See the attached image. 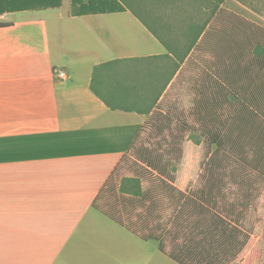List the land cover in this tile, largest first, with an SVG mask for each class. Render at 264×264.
<instances>
[{"label":"crops","instance_id":"1","mask_svg":"<svg viewBox=\"0 0 264 264\" xmlns=\"http://www.w3.org/2000/svg\"><path fill=\"white\" fill-rule=\"evenodd\" d=\"M25 7L0 0V264H126L128 241L152 242L92 203L177 60L164 43L184 49L221 10L264 28V0H61L53 8ZM55 69L66 78H54ZM154 245L169 263L152 262L141 248H131L129 259L178 264Z\"/></svg>","mask_w":264,"mask_h":264},{"label":"trees","instance_id":"2","mask_svg":"<svg viewBox=\"0 0 264 264\" xmlns=\"http://www.w3.org/2000/svg\"><path fill=\"white\" fill-rule=\"evenodd\" d=\"M12 1L16 6L24 2L30 9L58 7L61 2ZM189 38V45L182 50L164 43L177 60H173V68L153 105L144 112L148 116L140 133L99 191L92 208L144 242L156 244L161 253L178 264H226L228 258L233 261L238 257L249 237L234 225L243 218L238 205L219 203L225 179L249 191L258 183L264 187V166L247 160L243 150L238 157H233L223 146L224 135L232 123L264 124V28L221 10ZM189 54L187 63L193 62L196 69L199 62H204L191 87L194 99L189 114L194 123L191 126L187 121H176L173 126L174 118L164 112L162 103L157 104V101ZM95 75L94 70V78ZM91 88L100 96L93 82ZM145 130L162 136L163 140L148 147L137 146ZM188 138L197 145L204 142L207 148L201 164L207 185L189 194L174 186L175 163L180 161L181 145ZM131 151L136 157V168L129 176L119 177L120 166ZM229 167L231 171L226 172ZM252 175L254 179L250 178ZM146 202L149 209L170 211L165 223L168 229L182 227L184 233L173 235L176 239L182 237L180 245L171 252L166 251L164 245L169 231L161 225L149 229L145 222L149 213L146 216L137 213L132 220L136 207ZM208 216L209 219L205 218Z\"/></svg>","mask_w":264,"mask_h":264},{"label":"rangeland","instance_id":"3","mask_svg":"<svg viewBox=\"0 0 264 264\" xmlns=\"http://www.w3.org/2000/svg\"><path fill=\"white\" fill-rule=\"evenodd\" d=\"M65 1L63 0V3ZM240 11L242 10L240 9ZM204 59L206 58L204 57ZM201 66H204V62H199L198 69L194 67L193 62L186 63L180 76L161 102L164 112H168L174 118L173 126H175L176 121H187L191 126L194 123L193 118L189 114L194 99V93L191 87L196 74L200 73ZM162 140V136L153 135L148 130H145L137 146L145 144L148 147ZM223 146L224 150L233 157H238L237 154L243 150L247 160L258 162L264 166V124L262 122L232 123L224 135ZM181 147V159L175 163L177 172L175 174L174 184L177 189H182L184 193L197 192L207 185L206 175L201 167L207 150L206 145L204 142L197 145L188 138L182 143ZM135 159L134 152H129L127 158L120 166L119 177L132 174V171L136 168ZM231 168L229 167L226 172L231 171ZM250 178L254 179V175L250 176ZM224 184L225 186L221 188L222 190L220 192V196L223 198L219 199V203L220 201H224L228 204L238 205V210L243 213L241 223H235L234 219H231V221L235 223V227H238L244 235H248L249 237L246 246L238 257L233 261L231 258H228V261L225 263L264 264V187L258 183L257 186L250 187L251 189L249 191L245 186L236 184L229 178L225 179ZM147 205L148 202L144 205L137 206L136 211H133L132 220L136 219L135 214L137 213L141 216H146L149 213L145 219L149 229H154L157 225H161L165 227L166 231H169L170 234L165 235L164 245L166 251L171 252L176 245H180L179 243L182 237L176 239L173 235L176 232L179 235H181L180 233H184L181 230L182 227L176 226L175 230L173 227L168 229L165 223L167 218L170 217V211L166 210L162 212L154 207L149 209ZM244 207L246 208L244 209ZM205 218L209 219V216ZM102 220L105 221V219ZM131 238L128 235V239L130 240ZM132 241H134L133 244L129 241L127 244L128 254L126 264H137L136 262L139 261L129 259V256L133 254L131 248H141L143 253L147 250L153 256L151 258L152 262L169 263L167 258L156 252L154 244H143L135 239Z\"/></svg>","mask_w":264,"mask_h":264},{"label":"built area","instance_id":"4","mask_svg":"<svg viewBox=\"0 0 264 264\" xmlns=\"http://www.w3.org/2000/svg\"><path fill=\"white\" fill-rule=\"evenodd\" d=\"M53 76H54V78L65 79L66 78V73L64 71H62V70L55 69L53 71Z\"/></svg>","mask_w":264,"mask_h":264}]
</instances>
